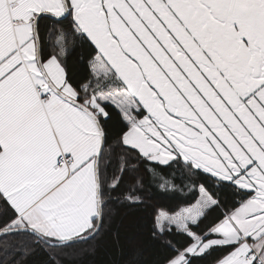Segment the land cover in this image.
Here are the masks:
<instances>
[{
  "label": "snow or ice",
  "instance_id": "snow-or-ice-1",
  "mask_svg": "<svg viewBox=\"0 0 264 264\" xmlns=\"http://www.w3.org/2000/svg\"><path fill=\"white\" fill-rule=\"evenodd\" d=\"M77 43L89 75L74 86L66 61ZM114 116L118 155L108 145ZM129 156L153 173L152 162L206 174L212 186L193 182V203L155 212L154 238L186 240L166 241L165 264L215 251L214 264H264V0H0L5 255L16 237L60 248L94 239L137 167ZM134 193L123 201L141 203Z\"/></svg>",
  "mask_w": 264,
  "mask_h": 264
},
{
  "label": "trees",
  "instance_id": "trees-1",
  "mask_svg": "<svg viewBox=\"0 0 264 264\" xmlns=\"http://www.w3.org/2000/svg\"><path fill=\"white\" fill-rule=\"evenodd\" d=\"M41 31L47 40V29L43 25ZM48 50L51 51V48ZM88 58V50L78 43L69 47L66 64L68 78L74 86H78L88 77ZM120 127L115 116L107 125L108 145L114 148L117 155L120 149L114 142L119 136ZM128 160L130 165L136 164L137 167L135 170L125 171L119 187L112 192L104 226L94 239L78 243L73 248H60L16 237L9 240L12 247L8 249V255H5L4 246L0 243V260H5L7 264H12V261H19L20 264H129V261L134 259L135 264H165L166 259L174 254L166 241L170 240L182 248L186 240L175 231L163 238H154L152 231L155 212L160 208L170 213L177 212L181 207L193 203L198 195L197 191L188 187L193 182L204 183L210 188L212 186L209 181L203 179V175L206 174L189 177L187 172L175 165L169 168L152 162L155 167L153 173L148 170V162L132 156H129ZM112 171L113 169L109 168V176L112 175ZM163 180L170 182L168 191L160 187ZM171 184H175L183 191L172 190ZM133 188L134 194L140 197L139 204L123 201V195ZM218 195L224 202L233 199L230 190H222ZM217 214L212 213L208 220L199 228H194V231H203ZM11 215L7 206L0 202V225L6 223ZM24 249H27V252ZM222 254L215 251L194 258L195 264H214Z\"/></svg>",
  "mask_w": 264,
  "mask_h": 264
},
{
  "label": "water",
  "instance_id": "water-1",
  "mask_svg": "<svg viewBox=\"0 0 264 264\" xmlns=\"http://www.w3.org/2000/svg\"><path fill=\"white\" fill-rule=\"evenodd\" d=\"M89 240H90V239H89ZM47 245H50V246L56 247L55 244H54V242H53V243H49V244H47Z\"/></svg>",
  "mask_w": 264,
  "mask_h": 264
}]
</instances>
